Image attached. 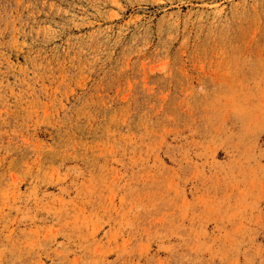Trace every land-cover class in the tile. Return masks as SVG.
Listing matches in <instances>:
<instances>
[{
  "label": "rangeland",
  "instance_id": "1",
  "mask_svg": "<svg viewBox=\"0 0 264 264\" xmlns=\"http://www.w3.org/2000/svg\"><path fill=\"white\" fill-rule=\"evenodd\" d=\"M0 264H264V0H0Z\"/></svg>",
  "mask_w": 264,
  "mask_h": 264
}]
</instances>
